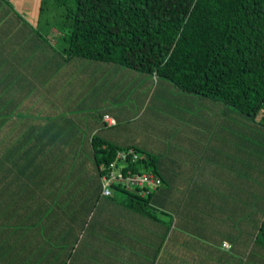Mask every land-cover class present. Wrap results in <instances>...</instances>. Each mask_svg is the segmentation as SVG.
Masks as SVG:
<instances>
[{
	"label": "trees",
	"instance_id": "trees-1",
	"mask_svg": "<svg viewBox=\"0 0 264 264\" xmlns=\"http://www.w3.org/2000/svg\"><path fill=\"white\" fill-rule=\"evenodd\" d=\"M3 1L7 0H0V4ZM52 1L64 9L67 47L58 51L43 40L42 48L47 45L65 59L110 63L165 80L182 93L212 100L250 120L261 111L264 0ZM6 65V59L0 58V130L14 126L16 114L23 111L6 103L1 81L14 72ZM6 134L0 132V264H68L80 238L93 237L97 242L98 236L146 238L159 234L162 238L170 226L163 218L168 213L180 225L177 211L182 201L164 187L172 180L159 176L154 159L141 150L136 149L145 154V160L128 168L155 174L161 180L160 188L146 198L118 189L116 192L127 196L115 194L105 199L100 195L101 177L116 152L127 148L105 143L94 135L92 167H88L87 176L67 173L70 179L66 181L63 176V183L60 176L47 178L40 171L28 174L33 153L3 149L11 140ZM74 154L75 150L69 170L78 161ZM102 199L105 205L123 207L125 216L107 211ZM101 205L106 213L98 221ZM254 246L264 250V218ZM224 251L216 245L217 255L229 253Z\"/></svg>",
	"mask_w": 264,
	"mask_h": 264
},
{
	"label": "crops",
	"instance_id": "crops-1",
	"mask_svg": "<svg viewBox=\"0 0 264 264\" xmlns=\"http://www.w3.org/2000/svg\"><path fill=\"white\" fill-rule=\"evenodd\" d=\"M5 18L6 10L0 13V21ZM0 31L3 33V29ZM27 37V34L21 36L19 46L23 49ZM28 38L33 49L27 52L32 57L15 55V47L8 53L7 42L0 46V58H5L6 66L14 69L1 81L6 88V103L9 108L23 109L16 114L14 126L3 128L8 133L4 136L11 139L3 149L30 150L34 158L30 156L32 168L28 174L40 171L47 178L60 176L63 183V176L66 181L70 179L67 173L87 176L88 167H92L94 135L116 147L139 149L154 159L159 176L172 180L176 176L190 178V186H182L183 191H189V197L181 200L182 207L177 211L180 225L175 226L196 228L192 222L197 221L199 228H203L201 218L212 230L199 233L215 240L207 239L201 244L194 240L193 243L200 245L199 253L191 241L192 250L177 255L173 250L183 239L179 233L168 243L164 241L165 234L162 238L159 234L146 238L98 236V242L93 237H83L68 264H177V260L187 264H264V250L254 246L264 218V188L260 194L256 191L234 193L231 185L229 188L224 184L201 182L197 177L246 176L250 181L248 176H264L263 165L254 166L246 160L242 151L246 137L234 134L240 131L241 114L205 98L199 99L200 106L208 103L210 107L194 110L193 95L176 90L165 80L145 77L110 63L65 59L47 45L34 55L40 43ZM156 94L181 103L186 111L170 103L163 104L160 99L154 102L157 109L150 108L152 96ZM160 106L167 109L168 115L159 112ZM73 150L78 161L69 170ZM83 155L86 158L82 159ZM259 182L264 184V180ZM105 199L101 201L107 211L125 216L123 207L105 205ZM104 207H98V221L106 213ZM220 230L229 238L230 248H222L225 253L229 252L224 256L216 253V245L221 241L214 235ZM91 245L98 248L92 249Z\"/></svg>",
	"mask_w": 264,
	"mask_h": 264
},
{
	"label": "rangeland",
	"instance_id": "rangeland-1",
	"mask_svg": "<svg viewBox=\"0 0 264 264\" xmlns=\"http://www.w3.org/2000/svg\"><path fill=\"white\" fill-rule=\"evenodd\" d=\"M6 10V18L1 19L0 21V30L3 29V33L0 31V46H3L7 42L5 49L8 53H11V50L14 48V53L17 56H31L28 53V50H32V47H29L30 44L29 38L25 39V47L21 48L19 45L21 43V36L27 34L28 37H31L34 41H39L40 48L34 49V55L41 50L42 41L48 45L53 46L58 51L67 47L64 37L68 35L67 29L64 27L63 23L66 21V16L64 14L63 7L55 5L52 0H7L3 1L0 4V13L2 14ZM32 54V55H33ZM32 57V56H31ZM192 95V94H191ZM153 100L150 104V108L157 109L154 105V102L157 99H160L161 103H170L175 108H183V111H186V108L182 106L181 103H176L167 97L158 96L157 94L152 96ZM194 100L192 101V107L194 110H200V108L208 109L210 104L206 103L204 107L200 106L202 103L199 99V96L193 95ZM203 105V104H202ZM159 112L164 115H168L167 109L163 107H158ZM241 116V115H240ZM237 124V122H234ZM235 135H240V137L245 138V148L242 151H245L246 160L249 163H252L254 166L263 165L264 166V104L254 120L241 116L240 120V131H236ZM244 165V159L242 161V166ZM200 181H208L211 183L224 184L226 187L231 188L234 193L245 192V194L257 192L260 194L263 191L264 184L259 182L264 180V176H248L250 181H247L246 176H197ZM240 177L242 182L240 184L236 179ZM172 180V179H171ZM187 184L190 186V178L188 176H176L175 180H172L164 185L168 190L173 191V194H177L182 201H186L189 197V191L185 192L182 190V186ZM185 194V195H184ZM203 213H200L202 216ZM163 218L166 221L167 225V234L164 238L165 243L169 241H174L175 236H183L182 242L179 241L175 250L173 252L177 255L182 253H188L192 250L190 249V243L192 241V247L197 249L199 253L201 242L205 243V240H213L211 237H203L200 231H211L210 226H205L203 220L200 218V223L203 228H199L200 224L195 221L192 224L196 227L181 228L176 225V218L172 214L164 215ZM203 218V217H202ZM175 224V225H174ZM182 226V224H181ZM201 229V230H200ZM224 231H215L214 237L221 241L218 246L226 249L229 238L226 237ZM202 235V236H200ZM225 240H221V239ZM194 240H197L199 243L196 245L193 243ZM225 241V242H224ZM229 245V244H228ZM229 248V247H228ZM178 259V258H177ZM187 264V261L177 260V264Z\"/></svg>",
	"mask_w": 264,
	"mask_h": 264
},
{
	"label": "built area",
	"instance_id": "built-area-1",
	"mask_svg": "<svg viewBox=\"0 0 264 264\" xmlns=\"http://www.w3.org/2000/svg\"><path fill=\"white\" fill-rule=\"evenodd\" d=\"M145 156L132 148L116 152L114 160L105 168V174L101 177V194L111 197L118 189L124 190L139 198H146L156 191L161 180L153 173L139 170L133 172L129 165H136Z\"/></svg>",
	"mask_w": 264,
	"mask_h": 264
}]
</instances>
